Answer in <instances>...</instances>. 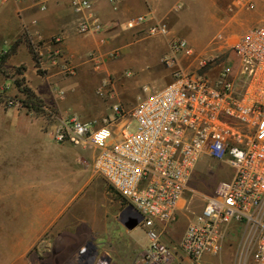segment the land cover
<instances>
[{"label": "built area", "instance_id": "1", "mask_svg": "<svg viewBox=\"0 0 264 264\" xmlns=\"http://www.w3.org/2000/svg\"><path fill=\"white\" fill-rule=\"evenodd\" d=\"M108 2L116 8L117 0ZM236 3L254 8V0ZM76 6L80 11L91 4L80 0ZM144 22L138 17L127 27ZM90 30L86 23L78 26L81 34ZM167 32L164 23L149 29L151 35ZM219 51L197 58L185 39L172 41L162 61L172 81L138 97L130 112L114 106L101 124L42 107L53 121L52 140L92 150L93 169L122 200L128 222L141 217L138 225L146 229L148 249L136 264H171L173 250L162 241L159 224L174 221L194 167L209 159L226 165L232 176L205 197L179 251L194 261L216 254L225 228L242 225L248 243L245 264H264V19ZM6 53L0 49V61ZM178 55L193 57L194 69H182L175 61ZM50 58L63 75L74 74L59 52ZM21 104L6 88L0 90V108Z\"/></svg>", "mask_w": 264, "mask_h": 264}, {"label": "crops", "instance_id": "2", "mask_svg": "<svg viewBox=\"0 0 264 264\" xmlns=\"http://www.w3.org/2000/svg\"><path fill=\"white\" fill-rule=\"evenodd\" d=\"M78 1L0 0V49H14L4 62L0 61V69L6 73L0 72V90L6 88L10 96H23L15 84L19 76L13 75L16 69L23 67L21 77L26 86L44 104L55 106L64 116L97 119L88 116L84 110H74L76 99L85 94L87 85L99 89L100 75L96 71L101 67V60L108 59L106 56L117 55L116 60L103 67L119 77L117 65L130 56L137 64L141 49H149L152 54L148 58L152 64L146 59L150 68L138 72L143 91L150 92L149 83L152 82L170 83L171 72L162 62L170 53V38L151 35L149 29L164 23L184 32L192 22L189 16L197 13V0H117L116 8L108 0H88L90 9L77 11ZM209 2L221 9L215 0ZM258 2L254 0V4ZM189 10L192 15L187 14ZM258 15L261 17L262 13ZM138 17H145V22L128 28L127 23ZM81 23H86L91 30L86 34L79 33ZM27 40L40 44L38 53L44 71L42 76L37 73ZM53 52H59L74 67L72 76L65 78L51 61L50 54ZM91 55L94 68L88 66V56ZM175 61L181 67L187 59L176 57ZM58 91H62L61 94L64 92V96L60 97ZM69 93H72V98L68 97ZM74 97L73 104L69 99ZM0 112L4 118L0 120V190L7 192V195L0 194V207L33 206L41 209L40 213L24 223L26 233L22 238L40 237L53 226L61 232L64 227L83 224L88 231L55 233V240L59 241H63L62 235L66 234L65 247L63 243L61 247L52 246L61 252L65 250V264H133L136 242L128 238L126 234L131 230L121 224L120 218L109 215L111 210H107L106 206L108 184L102 177L97 175L101 179L99 181L93 174L94 153L90 165L85 150L55 143L51 138V126L33 118L39 113L28 112L22 104L0 108ZM12 179L19 181L17 183L32 184L12 185ZM38 181L41 185L36 183ZM94 183H100L105 194L104 201L90 197L89 192L95 189ZM15 187L19 188L16 192ZM108 188L122 204L120 197ZM112 222L118 224L117 234L112 233ZM77 240H84L81 245L85 248L77 247ZM22 262L25 264L24 259Z\"/></svg>", "mask_w": 264, "mask_h": 264}, {"label": "rangeland", "instance_id": "3", "mask_svg": "<svg viewBox=\"0 0 264 264\" xmlns=\"http://www.w3.org/2000/svg\"><path fill=\"white\" fill-rule=\"evenodd\" d=\"M211 2V1H210ZM209 0H197V13L187 14L189 19H192L191 24H188V28L183 32L175 27L167 26L168 32L164 36L170 38V43L177 39H185L189 45L193 48L195 56L208 57L213 54L215 48H220V53L224 51L225 47L235 41L239 36L246 32L250 27H257L262 24L264 19V0H259L257 4H254V8L247 10L242 6L237 5V0H215L217 6L221 9H217L210 4ZM194 9H192V12ZM237 13V14H236ZM261 17L258 14H261ZM195 15V16H194ZM257 16V17H256ZM255 18L252 20V18ZM262 20V21H260ZM183 33V35H182ZM221 36V40L219 38ZM153 51V50H152ZM139 60L137 64L133 62V58L126 57L117 65L119 67V77L114 76L112 73L104 69L103 65L109 66L107 63L111 60H116L118 57L116 54L108 55V59L101 60L100 69L96 71L100 75L99 89L95 90L92 85H87L85 88V94L76 99V106L74 110H84L87 115L101 124L104 118L111 117L113 114L114 106L118 105L124 112H130L137 104L138 97L146 96L148 93L143 91L142 79L138 78V72L143 69L147 71L150 66H147V62L150 64L152 54L150 50H139ZM154 52V51H153ZM157 53H155L156 55ZM143 55V60L141 59ZM170 55V53L168 54ZM145 56V57H144ZM147 56V57H146ZM104 57V56H103ZM182 57V56H178ZM93 56H88V66L94 68ZM186 63L181 64V68L184 70H193L196 66L195 59L185 58ZM153 62V61H152ZM170 70V69H169ZM41 71H43L41 69ZM171 72V70H170ZM65 76V75H64ZM67 78V76L65 77ZM172 81V80H171ZM170 81V82H171ZM131 84L132 87L130 86ZM165 81H157L155 83H149L152 91L161 90L166 86ZM130 87V88H129ZM102 88V95H99V90ZM156 88V89H155ZM62 93V91H61ZM58 91L60 97L64 96ZM72 93L68 94V97L72 98ZM14 100L22 103L23 96H11ZM73 103V99H69ZM71 103V104H72ZM74 104V103H73ZM57 115H62L58 108L53 105H46ZM0 120L4 119L1 116ZM8 115V114H7ZM82 120V116L78 115ZM33 118H38L46 123L47 126H52L53 121L46 114L40 112L38 115H33ZM90 118V119H91ZM84 120V121H93ZM136 126L132 127V132L135 131ZM79 149V148H76ZM85 150V154L89 157V164L92 163L93 151L90 149ZM232 171L223 163L214 160H202L196 165L192 171L189 179L187 189L184 193L183 199L178 205V210L174 221L169 224H159V232L161 234L162 241L173 250V258L171 264H245L247 261V236L245 234L242 225H230L225 228L223 238L219 251L216 254L205 255L200 260L194 261L179 251L178 247L182 240V237L193 218L198 215L204 206V199L206 196L212 195L217 185L229 180L232 176ZM68 174L70 170L68 169ZM95 177L101 180L97 174L93 173ZM75 174L74 177L75 178ZM6 180V179H5ZM7 182V181H5ZM12 185L23 183L14 182L11 180ZM42 182V181H41ZM39 185L40 181L36 182ZM23 184H32L31 182ZM97 185V187H96ZM26 186V185H25ZM93 188L89 193L90 197L95 200L104 201L105 194L101 191L100 183H94ZM19 190L18 187H15ZM41 188V187H40ZM108 192L106 199L107 210H111L110 216L116 215L121 217L124 212L123 203L121 204L118 197L110 192V189L106 185ZM38 191V189H36ZM1 195H7V192L3 189L0 190ZM7 198V197H4ZM114 206V208H113ZM40 208L37 207H0V264H23L22 260H25V264H34L36 253L43 248H49L52 246L65 247L66 234L62 235L63 241L55 240V233H68V232H86V228L83 224H75L73 227H64L61 232L56 229L55 226L47 228L44 234L35 238H22L25 237L26 230L24 229V223L31 220L30 217L40 213ZM114 212V213H113ZM107 215V216H109ZM126 217V214H125ZM46 219L41 223H45ZM111 227L114 234L119 232L117 222H112ZM128 238L136 242L137 250L134 252L132 263L136 264V260H139L145 251L148 249V239L146 236V229L141 225L136 226L133 230L126 234ZM54 238V240L52 239ZM59 239V238H58ZM93 241L92 239L90 240ZM84 240H77L76 244L79 248H85L81 245ZM124 248V245L122 247ZM63 264V263H62Z\"/></svg>", "mask_w": 264, "mask_h": 264}, {"label": "trees", "instance_id": "4", "mask_svg": "<svg viewBox=\"0 0 264 264\" xmlns=\"http://www.w3.org/2000/svg\"><path fill=\"white\" fill-rule=\"evenodd\" d=\"M26 44H27L28 50L32 56V59L35 63L37 73L41 76L44 75V71H41V68H40L41 58H40L39 53H38V46L40 44H37V45L32 44L30 42V40H27ZM12 50H14V49L11 48V50L9 49L7 51V53L1 58V62H4V60L10 54V52H12ZM22 71H23V67H19L18 69L15 70V72L13 74L14 76L15 75L19 76L15 79V84L18 87V89L20 90V92L23 94L22 106L25 107L28 110V112H31V111L35 112V113L43 112L42 107L44 106V102L40 98H38L31 91V89H29L26 86L24 79L21 77ZM0 72L3 74H6L3 69H0Z\"/></svg>", "mask_w": 264, "mask_h": 264}, {"label": "flooded vegetation", "instance_id": "5", "mask_svg": "<svg viewBox=\"0 0 264 264\" xmlns=\"http://www.w3.org/2000/svg\"><path fill=\"white\" fill-rule=\"evenodd\" d=\"M84 250L83 252H85ZM89 253H86L87 255ZM65 250L58 251L54 247L43 248L41 251L36 253L34 264H65ZM83 260V259H82Z\"/></svg>", "mask_w": 264, "mask_h": 264}, {"label": "water", "instance_id": "6", "mask_svg": "<svg viewBox=\"0 0 264 264\" xmlns=\"http://www.w3.org/2000/svg\"><path fill=\"white\" fill-rule=\"evenodd\" d=\"M139 221H141V217H139V219L133 223L128 222V220L125 217V211L122 213L120 217L121 224H123V226L126 227L128 230L134 229L138 225Z\"/></svg>", "mask_w": 264, "mask_h": 264}]
</instances>
